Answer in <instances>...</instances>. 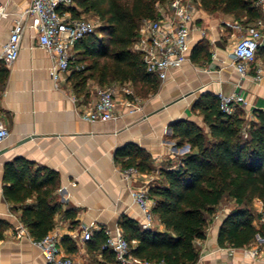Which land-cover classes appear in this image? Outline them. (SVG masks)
I'll return each instance as SVG.
<instances>
[{"label":"crops","instance_id":"1","mask_svg":"<svg viewBox=\"0 0 264 264\" xmlns=\"http://www.w3.org/2000/svg\"><path fill=\"white\" fill-rule=\"evenodd\" d=\"M0 1L9 13L8 18L0 21V119L9 131L0 145L5 150L0 154V218L9 224L0 240V264L46 262L21 220L23 206L35 205L37 193L24 203L8 201L4 196V165L18 156L34 167L49 168L59 174L58 187L50 199L58 201L61 209L50 232L58 234L61 252L76 264H118L117 258L116 262L107 259L103 248L106 240L103 241L108 231L114 234L117 227L122 229L119 220L123 216L142 225L144 214L132 189L139 185L150 188L159 180L162 168L178 166L190 150L189 144L178 147L171 124L186 119L204 127L203 117L193 107L207 92L244 96L247 103L239 106L249 118L254 110H264V77H254L261 59L242 76L231 55L238 37L262 16V10L257 6L255 16L244 13L236 17L223 11L209 12L199 0H191L196 4V19L187 60L172 68L157 89L147 93L139 92L132 81L108 84L118 90L117 117L89 121L83 114L96 103L100 84L89 79L81 92L75 90L70 76L78 66L74 64L76 59L72 60L71 70L55 80L51 74L54 56L40 46L36 33L28 27V19L22 17L31 0ZM18 20L26 24V29L19 56L8 63L4 44ZM72 52L77 57L74 47ZM125 87L133 94L126 92ZM131 143L149 152L153 170H139L140 174L130 180L124 176L126 168L116 158V152ZM26 185H30L29 180ZM255 206L262 208V201L257 198ZM221 224L222 221L214 235L207 232L206 239L196 241L201 248L198 264H262L263 256L253 259L244 250L253 245L241 249L221 247ZM85 227L92 232L90 240L84 238ZM151 229L164 230L157 215Z\"/></svg>","mask_w":264,"mask_h":264},{"label":"trees","instance_id":"2","mask_svg":"<svg viewBox=\"0 0 264 264\" xmlns=\"http://www.w3.org/2000/svg\"><path fill=\"white\" fill-rule=\"evenodd\" d=\"M171 0H75L76 16L91 14L99 25L95 31L75 43L78 66L70 78L81 92L92 79L102 86L112 82L132 81L137 90L147 93L157 89L156 75L147 72L142 54L133 49L142 20L157 18L158 8ZM209 12L223 11L236 17L255 16L257 0H199ZM196 59V56L193 55ZM264 64V44L257 52ZM194 111L205 126L181 119L173 122V138L178 147L190 150L178 166L162 168L160 178L150 188L153 212L164 230L145 229L136 220L121 217L119 225L132 242V253L140 259L164 260L168 264H197L200 249L196 241L207 238L209 221L225 199L235 201L222 221L218 243L221 247H249L264 226L254 225L253 203L258 198L264 207V110H245L235 106L231 113L221 109L217 94L204 93L195 102ZM123 167L151 172L152 157L144 148L131 143L117 150ZM30 185H26V181ZM3 192L8 201L24 203L37 193L35 205H24L21 220L34 240L46 236L55 226L54 218L61 204L50 197L58 187L59 174L49 168L34 167L24 157H15L4 165ZM8 222L0 218V240ZM92 238V237H91ZM90 240V239H89ZM106 237L104 236L105 242ZM107 259L116 262L115 253L106 249Z\"/></svg>","mask_w":264,"mask_h":264},{"label":"built area","instance_id":"3","mask_svg":"<svg viewBox=\"0 0 264 264\" xmlns=\"http://www.w3.org/2000/svg\"><path fill=\"white\" fill-rule=\"evenodd\" d=\"M257 6L262 10V16L252 25L246 28V32L240 35L232 51V58L236 70L246 76L250 67L258 62L257 52L264 44V0H257ZM77 6L75 0H31L30 6L24 11L22 17H26L30 27L38 38L40 46L48 50L55 58V65L51 74L55 80H60L63 75L71 70L74 59L73 47L81 38L95 31L97 24L82 16H76ZM157 18L142 20L139 28V36L133 45V49L142 54L147 72L156 75L161 81L168 77L172 68L180 67L187 60L190 48L193 23L196 19L195 6L184 0H171L158 8ZM9 17V13L0 1V21ZM241 29L239 25H235ZM26 24L18 20L14 25L8 41L4 44V58L8 63L17 59L20 52V43ZM255 79L264 77V64L258 63ZM126 92L133 94L128 87ZM117 87L105 85L97 87V101L83 114L89 121H106L117 117ZM221 109L231 113L235 106H245L247 100L240 94L218 93ZM73 98L76 100V96ZM9 136V131L0 119V145ZM125 178L134 179L140 174L138 168L132 166L123 172ZM135 202L140 206L144 218L142 226L151 229L154 225L155 214L153 212L154 201L149 194V186L139 185L132 189ZM260 225L264 226V207L257 217ZM84 238L91 239L92 232L88 227L83 230ZM104 249L112 250L118 264H168L164 260L151 261L140 259L133 255L132 248L136 240L129 242L121 228L116 232H107ZM260 245L244 249L253 259L262 257L264 264V235L258 234ZM59 236L49 232L40 240H35L45 256V264H76L69 256L63 254L59 248Z\"/></svg>","mask_w":264,"mask_h":264},{"label":"rangeland","instance_id":"4","mask_svg":"<svg viewBox=\"0 0 264 264\" xmlns=\"http://www.w3.org/2000/svg\"><path fill=\"white\" fill-rule=\"evenodd\" d=\"M184 1L185 2H189V3L194 5V3L191 0H184ZM81 16L84 17V18H87V19H90V20L94 21L97 24V26L99 25V21H98L96 16H93L91 14H84V13L81 14ZM75 59H76V57L74 55V59L73 60H75ZM235 207H237V204L235 203V201L230 200V199H225L220 204V206L217 208L216 214L209 221L207 232L211 233V235L212 234L214 235V233L216 232V229H217L218 225L220 224V222L223 221L224 218L228 215V213ZM252 208H253V212H254V214L256 216L260 213V211L262 209V208H258V207L255 206V201L253 203V207ZM253 223L257 227H262V225H260V223L258 222L257 218L254 220ZM252 245H254V246L260 245L259 239L256 238V240L253 242ZM198 248L200 249V253H201V248L199 246H198Z\"/></svg>","mask_w":264,"mask_h":264},{"label":"water","instance_id":"5","mask_svg":"<svg viewBox=\"0 0 264 264\" xmlns=\"http://www.w3.org/2000/svg\"><path fill=\"white\" fill-rule=\"evenodd\" d=\"M4 151H5V150H3V149H0V154H2Z\"/></svg>","mask_w":264,"mask_h":264}]
</instances>
